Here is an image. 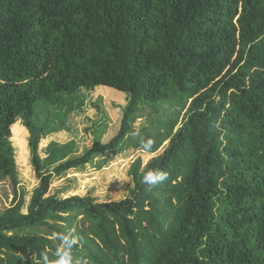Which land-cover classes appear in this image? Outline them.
<instances>
[{"label": "trees", "instance_id": "trees-1", "mask_svg": "<svg viewBox=\"0 0 264 264\" xmlns=\"http://www.w3.org/2000/svg\"><path fill=\"white\" fill-rule=\"evenodd\" d=\"M101 87L127 97L117 133L78 156L51 142L41 158L82 91ZM140 118L150 125L136 135ZM19 120L40 181L26 213L11 141ZM146 138L150 154L170 145L134 163L130 197L48 195L55 177ZM149 168L168 180L144 185ZM6 180L0 264H50L62 236L72 264H264V0H0Z\"/></svg>", "mask_w": 264, "mask_h": 264}, {"label": "rangeland", "instance_id": "rangeland-1", "mask_svg": "<svg viewBox=\"0 0 264 264\" xmlns=\"http://www.w3.org/2000/svg\"><path fill=\"white\" fill-rule=\"evenodd\" d=\"M81 96L83 107L63 119L69 129L42 140L39 148L41 158L48 156L47 148L51 142L61 145L71 143L73 147L71 155L78 156L90 148L97 139L105 143L119 130L122 107L127 104L126 96L104 88L94 91L83 90ZM17 123L12 129L11 141L16 149L18 190L24 193L23 211L26 213L33 192L40 181L32 164L30 134L20 120ZM148 125L150 124L147 118H140L136 120L133 129L140 134ZM169 145L170 140L153 154L143 151L140 147L127 146L118 154L95 155L90 164L55 177L48 195L56 194L62 198L91 196L99 203L124 200L131 196V190L134 188L131 175L134 163L141 159L142 167L147 166L150 160L162 155ZM13 199L12 182L10 180L1 182L0 210L9 208Z\"/></svg>", "mask_w": 264, "mask_h": 264}, {"label": "clouds", "instance_id": "clouds-1", "mask_svg": "<svg viewBox=\"0 0 264 264\" xmlns=\"http://www.w3.org/2000/svg\"><path fill=\"white\" fill-rule=\"evenodd\" d=\"M136 135H139L137 132ZM154 141L151 138H146L141 140V149L145 152H150L152 149ZM168 180V173L160 170V169H153L149 168L147 171L144 172L142 181L144 185L146 186H156L159 184L164 183ZM61 240V246L57 250V254L59 255V258L56 260H53L50 262V264H72L70 253L67 251H64L63 254H60L61 248H69V237L68 236H62L58 237ZM71 243H75V240H73ZM45 261L47 262V257H44ZM76 264H86V261H76Z\"/></svg>", "mask_w": 264, "mask_h": 264}]
</instances>
